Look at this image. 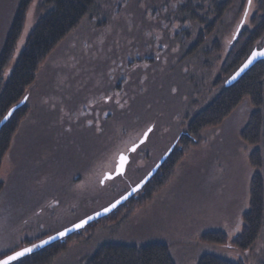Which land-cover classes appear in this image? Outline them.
Wrapping results in <instances>:
<instances>
[{"label": "rangeland", "instance_id": "rangeland-1", "mask_svg": "<svg viewBox=\"0 0 264 264\" xmlns=\"http://www.w3.org/2000/svg\"><path fill=\"white\" fill-rule=\"evenodd\" d=\"M41 1L31 0L27 8L5 76L41 14ZM19 2L0 0V49ZM109 2L95 0L93 9L40 64L27 90L28 112L0 166V252L8 254L9 249H19L26 241L66 228L108 205L136 182L148 164L185 128L189 118L224 87L228 76L222 73L227 57L225 44L234 35L236 41L240 31L249 25L250 18L240 22L246 7L250 17L256 9V0L251 6L248 0H232L221 19L202 26L208 48L204 55L199 54L194 64L198 69L193 74L189 72L185 77L162 70L145 73L144 81L137 85L140 95L128 107L124 102L103 130L97 131V123L89 125L79 110L94 91L93 83L100 82L107 54H103V48L118 38L113 36L142 35L145 26L140 0H129L124 8L134 14L132 23L120 17L104 24L103 14ZM213 40L219 42L217 49L211 44ZM263 45L264 37L256 47ZM253 109L249 98L244 97L221 123L201 131L200 142L189 147L169 181L147 202L134 207L125 219L96 228L91 238L70 242L50 264H84L97 246L107 241L144 244L156 240L168 245L175 264H196L204 253L234 261L242 258L245 264L262 261L264 224L245 253L230 243L221 245L200 239L202 233L213 230H222L232 239L240 230L241 214L249 208V183L256 170L264 182V136L259 144H250L240 136ZM129 110L131 116L125 115ZM261 110L264 117V105ZM149 124L154 131L131 154L123 176L101 185L104 172L136 136L130 131L142 132ZM122 127L127 130L123 136ZM121 136L123 139H119ZM255 147L262 152L263 164L259 167L249 162Z\"/></svg>", "mask_w": 264, "mask_h": 264}, {"label": "trees", "instance_id": "trees-1", "mask_svg": "<svg viewBox=\"0 0 264 264\" xmlns=\"http://www.w3.org/2000/svg\"><path fill=\"white\" fill-rule=\"evenodd\" d=\"M31 0H20L0 49V120L13 105L17 104L33 84L37 70L55 46L85 17L95 4V0H42L41 14L32 27L14 65L5 76L21 35L27 8ZM232 0L218 11L217 20L223 17ZM249 25L240 31L233 50L225 58L222 73L228 75L248 56L249 52L264 37V0H256L255 13ZM248 97L253 111L240 132L241 138L250 144H259L264 136V60H256L234 82L224 87L203 108L189 118L183 130L176 136V147L169 157L158 167L144 188L116 207L108 215L87 224L84 228L59 240L51 242L13 264H50L67 245L82 238H91L95 229L109 223L125 219L134 209L147 202L154 193L164 186L174 174V169L184 153L200 140L201 131L217 125L241 102ZM27 102V101H26ZM17 107L8 120L0 127V166L8 151L13 136L21 120L28 112L27 103ZM253 167L263 164L262 152L255 147L249 154ZM2 184L0 182V189ZM142 192V193H140ZM140 193V194H137ZM264 224V182L259 171H255L249 183V208L239 220L240 230L229 240L222 230L206 231L200 235L205 242L235 246L248 252L256 241ZM38 240V239H37ZM26 241L23 246L30 244ZM84 264H175L168 245L163 241H150L144 244H128L107 241L95 249ZM196 264H245L243 259L234 261L211 253L202 254ZM258 264H264V258Z\"/></svg>", "mask_w": 264, "mask_h": 264}, {"label": "flooded vegetation", "instance_id": "flooded-vegetation-1", "mask_svg": "<svg viewBox=\"0 0 264 264\" xmlns=\"http://www.w3.org/2000/svg\"><path fill=\"white\" fill-rule=\"evenodd\" d=\"M140 1L141 3H138L140 8H138L142 12L143 16L141 15V17L145 23L144 29H142L144 33L142 35L113 36L118 38H115V40L113 38L108 42L107 47L103 48V54H107L103 55L105 62L100 82L93 83L94 91L87 96L79 110L80 116L86 117L88 123L91 122L89 125L95 121L101 130H103V126L107 124V121L114 118V113L122 108L124 102L125 107H128L140 95L141 90L137 88V85L144 81L145 73L149 74L162 70V72L167 71L171 74L174 73L186 77L187 73L191 72L193 74L194 69H198L197 65L194 64L198 60L199 54L204 55V50L208 48L205 45L206 35H203L202 26L214 24L217 20L218 11L229 0H153V2L149 3H147V0ZM128 2L129 0H113V2L110 0L103 14L104 24L108 21H115L120 17L132 23L134 14L124 11ZM248 9L246 7L247 11ZM249 18V15L246 18L244 16L240 22L244 21L243 23H246ZM129 22H127L128 25ZM133 27L132 25L129 27L130 32H132ZM235 38L236 35H234ZM234 39L225 44L226 56L230 54L235 46L236 41ZM104 42L106 41L103 37ZM211 44L216 49L219 47V42L215 40ZM235 70L236 68H233L228 74L224 85ZM190 79L191 77L188 80ZM75 112L73 113L75 114ZM123 112H125V109L121 111V113ZM131 112L132 110L126 111L125 115L131 116ZM74 118L75 120L77 119V117ZM150 126L152 125L146 126L142 132L140 130L130 131L136 136L132 138L128 148L125 151H121L128 153V163L131 161V154L133 153L129 149L133 144L139 143V139ZM126 131V128L122 127V136ZM122 136L119 139H123ZM171 147L172 152L176 147V138L160 153L156 160L148 164V168L141 177L133 184H130L120 195L139 182ZM146 156L148 158V154ZM141 160L145 164V160L142 158ZM116 161L112 162L104 173L113 172ZM123 174L118 175L123 176ZM107 180L102 176L100 178L101 185ZM142 188H144V185Z\"/></svg>", "mask_w": 264, "mask_h": 264}, {"label": "snow or ice", "instance_id": "snow-or-ice-1", "mask_svg": "<svg viewBox=\"0 0 264 264\" xmlns=\"http://www.w3.org/2000/svg\"><path fill=\"white\" fill-rule=\"evenodd\" d=\"M248 4H249V6H251L252 0H248ZM244 16H245V18L248 16L247 10H245ZM243 22L244 21H241V23H243ZM258 56H264V51H253L251 56H249L247 62L235 74V76L232 77V79H235L236 76H239L240 72L244 71V69H246L249 66V64H251L253 62V60ZM173 91H175V89H173ZM9 115H11V112L9 113ZM5 119H7V117H5ZM89 123H91V122H89ZM97 131H101V129H97ZM153 131H154V128L152 126L148 127L147 130L143 133V136L139 139V143L133 144L132 147L129 149V151L133 152V153L136 152L137 148L140 145H143L145 143V141L149 138V134L153 133ZM120 160H121V166H120L118 171L120 173H123L124 165H126L128 163V157L121 155ZM106 179H111V177L110 176L106 177ZM101 182L103 183V181H101ZM142 184H143V181H141L140 184H137L132 189V191L133 192L137 191L141 187ZM124 199H126V197H124V196L120 197V200H124ZM120 200H117L115 203L110 204L109 207H105L103 209V212H109L112 208H115L117 206V204L120 203ZM95 215L99 216L100 213L97 212V213H95ZM92 218L93 217L89 216L86 219H82L78 223L73 224L71 228H65L63 231L57 232L55 236H48V238L46 240H41L39 242V244L33 243L30 246L20 248L19 250L9 249L11 254L0 252V256L3 257V258H0V264H13V262L19 261L21 258L25 257L26 255L31 254L34 251V249L42 248L54 239L65 237L67 233L74 231L76 229L83 228L88 223V221L91 220ZM16 247L19 248V245H17Z\"/></svg>", "mask_w": 264, "mask_h": 264}, {"label": "water", "instance_id": "water-1", "mask_svg": "<svg viewBox=\"0 0 264 264\" xmlns=\"http://www.w3.org/2000/svg\"><path fill=\"white\" fill-rule=\"evenodd\" d=\"M253 51H264V45L261 47V48H254V49H252L251 50V52L248 54V56L246 57V59L242 62V64H240V66L234 71V73L227 79V81L225 82V85L227 86V85H229V84H231L232 82H234L250 65H252L256 60H259V59H263L264 60V56H258V57H256L254 60H253V62L251 63V64H249V66L246 68V69H244V71H242V72H240V75L239 76H236V78L235 79H232V77L233 76H235V74L242 68V66L247 62V60H248V58H249V56H251V54H252V52ZM26 99H27V96L25 95L17 104H15V105H13L11 108H9V110L5 113V115L1 118V120H0V127L8 120V118L11 116V115H9V113L11 112V114L13 113V111L17 108V107H19V106H21V105H23L25 102H26ZM5 117H7V119H5ZM171 150H172V147L171 148H169L166 152H165V154L157 161V163L152 167V169L139 181V182H137L135 185H133L129 190H127L125 193H123L121 196H124V197H126V199H124V200H120V197L121 196H119L118 198H116L114 201H112L111 203H109L108 205H106V206H104L103 208H101V209H99V210H97V211H95V212H93V213H91V214H89L88 216H86V217H84V218H82V219H86L87 217H89V216H91V217H93L91 220H89L88 221V223L87 224H89V223H91V222H93V221H95V220H98V219H100V218H102V217H104V216H106V215H108L111 211H113L116 207H118L119 205H121L122 203H124L127 199H129L131 196H133L137 191H139L142 187H143V185H145L146 184V182L155 174V172L157 171V169H158V167L161 165V163L166 159V157L169 155V153L171 152ZM121 155H124V156H127L128 157V153H125V152H121V153H119V155H118V157H117V161H116V165H115V169H114V171L113 172H107V173H105V175H104V178H106V177H114V176H116V175H118V174H123L124 173V171H125V169H126V165H124V171H123V173H120L118 170H119V168H120V166H121V160H120V157H121ZM128 159H129V157H128ZM141 181H143V184L141 185V187L137 190V191H135V192H133L132 191V189L137 185V184H140V182ZM117 200H120V203L119 204H117V206L115 207V208H112L109 212H103V209L105 208V207H109V205L110 204H113V203H115ZM97 212H99L100 213V215L99 216H96L95 215V213H97ZM82 219H80V220H82ZM80 220H78V221H76V222H74L73 224H75V223H78ZM73 224H71V225H69V226H67L66 228H71L72 227V225ZM86 224V225H87ZM85 225V226H86ZM84 226V227H85ZM83 227V228H84ZM65 229V228H64ZM64 229H62V230H60V231H63ZM82 229V228H81ZM78 230H80V229H76V230H74V231H71V232H69V233H67L66 234V236H68V235H70L71 233H73V232H75V231H78ZM59 232V231H58ZM57 233V232H56ZM56 233H54V234H51V235H48V236H55L56 235ZM48 236H45V237H43V238H41V239H39V240H37V241H35V242H33V243H35V244H39V242L41 241V240H46L47 238H48ZM63 238V237H62ZM59 239H61V238H57V239H54V240H52V241H50L49 243H51V242H54V241H56V240H59ZM33 243H30V244H28V245H26V246H23V247H28V246H30L31 244H33ZM48 243V244H49ZM46 246V245H45ZM23 247H21V248H23ZM20 249V248H19ZM19 249H16V250H19ZM39 249H41V248H37V249H34V251H36V250H39ZM33 251V252H34ZM8 254H11V252L10 253H8ZM1 258H3V257H1Z\"/></svg>", "mask_w": 264, "mask_h": 264}]
</instances>
